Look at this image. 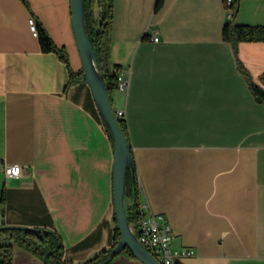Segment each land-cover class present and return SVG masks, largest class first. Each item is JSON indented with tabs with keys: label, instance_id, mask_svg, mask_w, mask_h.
Here are the masks:
<instances>
[{
	"label": "crops",
	"instance_id": "obj_1",
	"mask_svg": "<svg viewBox=\"0 0 264 264\" xmlns=\"http://www.w3.org/2000/svg\"><path fill=\"white\" fill-rule=\"evenodd\" d=\"M26 2L0 0V226L54 231L62 260L85 264L114 239L113 146L79 74L69 0ZM112 3L109 64L126 86L111 104L138 202L165 217L172 251L192 253L174 264H264V105L236 62L264 88V42H240L235 55L221 39L223 0ZM30 19L67 65L41 52ZM231 22L264 26V0H240ZM11 264L44 263L14 246ZM108 264L142 263L119 254Z\"/></svg>",
	"mask_w": 264,
	"mask_h": 264
},
{
	"label": "trees",
	"instance_id": "obj_2",
	"mask_svg": "<svg viewBox=\"0 0 264 264\" xmlns=\"http://www.w3.org/2000/svg\"><path fill=\"white\" fill-rule=\"evenodd\" d=\"M239 1L240 0H233L231 4L226 5L223 0L224 9L231 11V18L229 22L224 24L221 29V39L231 45L235 55L237 45L240 42H264V26L232 24L231 20L236 12ZM21 2L27 6L26 0H21ZM82 3L87 37L96 59L97 70L104 78L106 89L110 96L111 92L118 88L116 81L117 77L114 73L115 67H111L109 64L110 30L113 20V3L112 0H82ZM161 4L162 0H155L154 9H159ZM96 10L97 15H95ZM36 36L41 52H52L66 64L67 59L64 51L57 48L52 43L45 31L38 25H36ZM236 62L238 71L247 82L250 93L254 100L257 103L264 105V88L254 83L242 64L238 60ZM79 74L82 76V80H84L82 70H80ZM73 77L74 74L70 72V83L74 82ZM259 81L264 86V76L260 77ZM100 118L107 137L113 146L111 134L101 116ZM118 123L130 148L125 123L120 119H118ZM124 199H127L131 202L129 207L125 206V211L128 223L132 224L134 214L138 207L139 199V187L137 183V174L134 160L132 161V171L127 170L126 172ZM3 203L4 195L3 192H0V207H2ZM0 238H2L0 241V264L12 263L14 246L23 249L40 261L45 258L44 264H68L62 260L63 245L60 237L54 231L40 228H23L1 225ZM119 239L118 231L115 228L114 239L110 249L102 252L95 259L85 264H98L103 262L108 257L111 249L118 243ZM120 254H124L130 258H135L127 249H124ZM116 256L117 255L114 257Z\"/></svg>",
	"mask_w": 264,
	"mask_h": 264
},
{
	"label": "water",
	"instance_id": "obj_3",
	"mask_svg": "<svg viewBox=\"0 0 264 264\" xmlns=\"http://www.w3.org/2000/svg\"><path fill=\"white\" fill-rule=\"evenodd\" d=\"M69 8L71 28L84 80L91 91L97 111L106 124L113 141L112 206L115 228L120 239L111 249L108 257L98 264H108L115 255L120 254L124 249H127L142 264H159L138 242L128 223L124 203V188L126 172L127 170L132 171L133 157L131 149L115 116L104 78L97 70L96 59L85 29L82 0H69ZM42 262H45V258H43Z\"/></svg>",
	"mask_w": 264,
	"mask_h": 264
},
{
	"label": "built area",
	"instance_id": "obj_4",
	"mask_svg": "<svg viewBox=\"0 0 264 264\" xmlns=\"http://www.w3.org/2000/svg\"><path fill=\"white\" fill-rule=\"evenodd\" d=\"M233 0H224L226 5L232 3ZM227 18L230 20L231 11L226 10ZM29 29L33 34L36 25L32 19L29 20ZM152 42H158V37L154 35ZM117 87L123 89L126 81L123 77L117 76ZM117 119L124 120L122 111H115ZM19 165H4L3 173L5 177H17L21 173ZM132 232L136 236L138 242L149 252L156 253L159 264H174L175 260L182 256L191 255V251H172L171 242L173 234L170 226L167 224L162 214L153 213L147 203H139L134 214L132 224H129Z\"/></svg>",
	"mask_w": 264,
	"mask_h": 264
},
{
	"label": "rangeland",
	"instance_id": "obj_5",
	"mask_svg": "<svg viewBox=\"0 0 264 264\" xmlns=\"http://www.w3.org/2000/svg\"><path fill=\"white\" fill-rule=\"evenodd\" d=\"M76 51H77V50H76ZM76 58H77V61H78V63H79V66H80V68H81V62H80V58H79L78 52H76ZM125 201H126L127 206L129 207V205H128L129 200L125 199ZM125 208H126V207H125ZM111 261H112V260H111Z\"/></svg>",
	"mask_w": 264,
	"mask_h": 264
},
{
	"label": "bare ground",
	"instance_id": "obj_6",
	"mask_svg": "<svg viewBox=\"0 0 264 264\" xmlns=\"http://www.w3.org/2000/svg\"><path fill=\"white\" fill-rule=\"evenodd\" d=\"M33 34L36 35V29H33ZM150 254L158 262V256L156 255V253H150Z\"/></svg>",
	"mask_w": 264,
	"mask_h": 264
}]
</instances>
